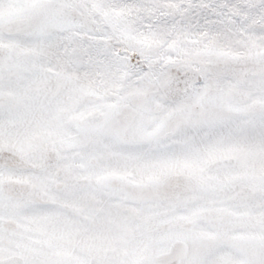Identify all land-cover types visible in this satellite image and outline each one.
<instances>
[{
	"label": "snow or ice",
	"instance_id": "1",
	"mask_svg": "<svg viewBox=\"0 0 264 264\" xmlns=\"http://www.w3.org/2000/svg\"><path fill=\"white\" fill-rule=\"evenodd\" d=\"M0 264H264V0H0Z\"/></svg>",
	"mask_w": 264,
	"mask_h": 264
}]
</instances>
